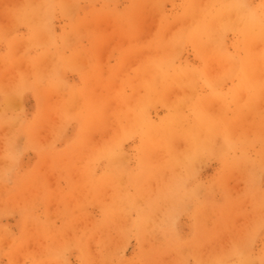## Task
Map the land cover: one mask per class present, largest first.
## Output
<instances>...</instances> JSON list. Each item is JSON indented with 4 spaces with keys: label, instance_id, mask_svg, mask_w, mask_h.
I'll return each mask as SVG.
<instances>
[{
    "label": "rangeland",
    "instance_id": "1",
    "mask_svg": "<svg viewBox=\"0 0 264 264\" xmlns=\"http://www.w3.org/2000/svg\"><path fill=\"white\" fill-rule=\"evenodd\" d=\"M251 262L264 0H0V264Z\"/></svg>",
    "mask_w": 264,
    "mask_h": 264
},
{
    "label": "bare ground",
    "instance_id": "2",
    "mask_svg": "<svg viewBox=\"0 0 264 264\" xmlns=\"http://www.w3.org/2000/svg\"><path fill=\"white\" fill-rule=\"evenodd\" d=\"M10 1H12V0H10ZM16 2V1H15ZM90 18V17H89ZM81 20V19H80ZM96 23V22H95ZM98 43V42H97ZM236 63H238V61L236 62ZM238 66V65H237ZM235 68H237V67H235ZM38 69V68H37ZM219 70V69H218ZM234 70V69H233ZM230 71H231V68H230ZM213 73V72H212ZM232 75V74H231ZM225 78V77H224ZM263 98V97H262ZM260 104V103H259ZM261 106H263V105H261ZM215 111V110H214ZM262 113V112H261ZM186 136V135H185ZM106 137V136H105ZM197 142V141H196ZM182 145V144H181ZM202 146V145H201ZM181 147V146H180ZM194 148V147H193ZM178 153V152H177ZM208 155V154H207ZM126 157V156H125ZM201 158V157H200ZM260 161V160H259ZM187 164V163H186ZM200 166V165H199ZM177 171V170H176ZM230 181V180H229ZM214 187V186H213ZM213 187H212V189H213ZM20 193V192H19ZM9 196V195H8ZM147 228V227H146ZM261 261V260H260ZM252 263V262H251ZM247 264V263H246ZM249 264V263H248ZM253 264V263H252Z\"/></svg>",
    "mask_w": 264,
    "mask_h": 264
}]
</instances>
